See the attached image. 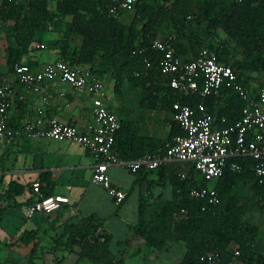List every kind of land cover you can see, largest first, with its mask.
<instances>
[{"label":"trees","instance_id":"1","mask_svg":"<svg viewBox=\"0 0 264 264\" xmlns=\"http://www.w3.org/2000/svg\"><path fill=\"white\" fill-rule=\"evenodd\" d=\"M49 2L0 0V29L10 24L13 28L12 43L5 47L9 73L15 64L21 62V57L31 51L38 31L59 29L67 16L70 19L65 23L66 30L54 42L58 58L75 66L88 65V74L95 78L108 73L114 81L116 93L120 92L123 80H128L143 93L139 102L141 108L170 111L176 100L191 107L202 101L198 95L180 97L169 87V75L159 68L161 54L149 46L157 38L170 39L178 56L188 49L196 55L202 45L208 46L215 50L219 61L234 68L244 84L242 71L264 70V0H137L127 24L120 20L124 12L118 16L107 15L108 0H55L52 9ZM217 31L224 36L220 37ZM71 34L81 37L79 47L69 46ZM224 37L241 50L242 59L236 68L227 58L224 59L223 53L229 55ZM181 41L186 47L183 48ZM204 103L217 117L226 116L228 124L239 117L243 105L237 95L225 90L217 98L208 97ZM132 125L119 120L113 149L121 160L165 154V145L155 138L137 136V128ZM178 133L181 131L177 124L171 122L169 142ZM233 161L239 164V171L227 169L212 183L203 181L191 163H185L189 170L184 179L180 178V173L174 172L168 177L170 200L161 201L147 214L139 209L138 220L131 232L144 237L146 244L155 249H161L168 240L172 244L183 243L184 254L178 264H264V250H256L258 226L245 219L248 206L240 203L235 193L240 181L248 182L252 199L264 203V178L261 182L254 178L250 158ZM196 185L213 187L217 202L212 205L190 197L188 191ZM22 190L19 184L10 183L6 192L0 193V201L4 196L9 199L20 194ZM42 192L48 195L45 189ZM173 211H179L178 220L169 231H163V228L159 231L161 223L168 222ZM99 226L100 221L94 215L80 217L76 222L68 220L48 246L39 244L36 231H23L17 240L24 246L32 244L21 264H45L37 261L44 253L54 256V264H62L65 256L72 252L76 260L71 264H82L83 261L88 264H125L109 248L110 234ZM155 228L158 235L153 233ZM58 250L60 257L55 256ZM234 251L238 252L237 255ZM210 254L216 257L209 260Z\"/></svg>","mask_w":264,"mask_h":264},{"label":"crops","instance_id":"2","mask_svg":"<svg viewBox=\"0 0 264 264\" xmlns=\"http://www.w3.org/2000/svg\"><path fill=\"white\" fill-rule=\"evenodd\" d=\"M54 4L55 0H50L51 9ZM126 12L120 17L122 22L125 20L123 23L131 18L125 15ZM69 19L68 16L65 17L57 30L38 31L31 51L21 57V62L27 63L30 68L39 69L44 63L56 60L59 52L54 42L63 35L65 23ZM217 33L222 37L221 31ZM12 34L11 24L0 29V80L11 85L5 132L0 136V193L6 192L10 183L19 184L23 190L9 199L4 196L0 201V264L25 262V254L32 243L24 246L19 242L17 238L21 232L36 231L39 244L48 246L56 234L61 232L66 221L76 222L80 217L89 215L97 217L100 221L99 228L110 234L109 248L112 253L115 256L122 255L125 264H130L126 260V245L132 233L131 228L138 220L139 209L147 214L154 211L161 201L170 200L172 195L168 177L173 172L186 175L189 166L185 163L188 162L167 161L154 170L135 174L124 166L109 165L107 174L111 183L126 192L125 199L116 207L106 191L91 182L96 156L72 142L30 138L22 133V125L36 115L75 125L82 132L89 130L93 118L90 97L77 94L65 83L41 84L40 89L35 92L15 82L8 71L5 51L6 45L12 43ZM181 42L184 44L183 48L186 47V43ZM80 44L81 37L71 34L69 46L77 48ZM180 55L185 59L195 56L189 49ZM81 68L88 69V65H82ZM96 79L101 94L110 97L109 107L119 120L134 124L132 126L137 128V136L158 139L165 146L169 143L173 122L171 110L141 108L139 102L143 93L128 80H123L120 92L116 93L114 81L107 73ZM256 81L264 82V79ZM35 180L42 183V189L48 195L66 196L69 202L51 215H26L23 207L32 198L29 186ZM49 255H39L37 261L50 264Z\"/></svg>","mask_w":264,"mask_h":264},{"label":"built area","instance_id":"3","mask_svg":"<svg viewBox=\"0 0 264 264\" xmlns=\"http://www.w3.org/2000/svg\"><path fill=\"white\" fill-rule=\"evenodd\" d=\"M136 1L108 0L107 15L118 16L121 12L131 11ZM149 46L161 54L159 68L169 75V87L180 97L198 95L202 99L195 107L177 100L172 102V120L181 133L172 137L163 156L146 154L135 160H121L113 149L119 119L109 107L110 97L101 94L97 79L88 74V69L71 65L62 58L44 63L39 69L20 62L14 65L11 74L17 84L35 92L41 84L62 82L77 94L89 96L92 126L87 132H82L75 125L36 115L22 125V133L30 138L72 142L96 156L91 182L101 186L116 207L123 202L126 192L111 183L107 174L109 165L124 166L135 174L141 169L154 170L167 161L188 162L203 181L212 183L227 169L239 171L240 166L234 159L250 158L254 178L261 182L264 178V87L250 90L239 80L234 68L219 61L215 50L206 45H202L190 59L176 55L170 39L157 38ZM141 51L138 50L139 53ZM10 90L11 85L0 80V136L5 132ZM222 90L237 95L243 102L239 117L230 124L226 116L217 117L204 103L208 97H219ZM185 177L180 175L182 179ZM29 187L32 198L23 207L28 216L34 213L51 215L69 202L66 196L44 195L39 180L32 181ZM188 195L207 204L217 202L216 191L211 186L196 185L189 189ZM237 253L234 251L235 255ZM213 257L216 255L210 254L208 259Z\"/></svg>","mask_w":264,"mask_h":264},{"label":"rangeland","instance_id":"4","mask_svg":"<svg viewBox=\"0 0 264 264\" xmlns=\"http://www.w3.org/2000/svg\"><path fill=\"white\" fill-rule=\"evenodd\" d=\"M132 13L133 10L126 12L125 15L132 16ZM128 21H126L125 24H127ZM221 35L222 37L224 36L223 33H221ZM223 40L225 48L229 52V55L223 53L224 59L227 58L228 62L232 63L233 66L236 68L237 64L242 59L241 50L232 40H229L226 37H224ZM262 58L264 59V54L262 55ZM242 72L243 73H241V77L244 79L250 90L259 89L260 87L264 86L263 81H256V79H264V70L258 68ZM235 193L237 194L240 203H244L248 206V211L245 215V219L250 224L258 226L256 250H264V203L252 199V188L250 183L248 182L240 181L236 186ZM179 217V211H173L170 220L168 222L164 221L163 223H161L160 227L158 228L159 231H161V228H163V231H169L170 228H172L174 222H176ZM158 229H154L153 233L155 235L159 234ZM126 246H128V258H126V260H129L130 264H178L184 254V245L181 242L172 244V242H170L169 240L164 241L161 249H155L153 246H149L146 244L144 237L137 236L133 233H131L130 238L127 239ZM59 251L60 250L56 251V257H60V253H58ZM116 257L122 259V255L118 254ZM49 259L50 264L52 262H55L54 256L52 254L49 255ZM75 260L76 255L74 252H72L65 256L62 264H71L75 262ZM82 264H88V262L83 261Z\"/></svg>","mask_w":264,"mask_h":264}]
</instances>
